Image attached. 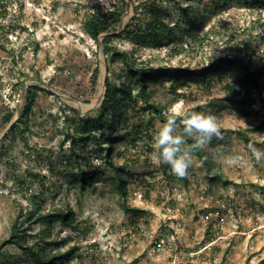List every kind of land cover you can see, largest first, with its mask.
<instances>
[{
    "label": "rangeland",
    "instance_id": "obj_1",
    "mask_svg": "<svg viewBox=\"0 0 264 264\" xmlns=\"http://www.w3.org/2000/svg\"><path fill=\"white\" fill-rule=\"evenodd\" d=\"M147 1L0 0V116L13 110L17 123L30 106L26 124L0 131V264H34L5 244L22 231L27 244L41 231L48 235L41 244L47 254L75 246L76 256L65 264H264V159L256 162L247 151L249 143L264 148V72L244 105L238 102L246 91L230 90L237 79L225 71L211 73L208 84L164 75L148 83L147 103L133 91L120 123L106 129L104 139L94 129L85 142L72 143L80 117H98L104 79L129 83L128 66L204 69L234 56L264 62V10L243 0H164L169 27L158 33L172 35L156 45L123 31L130 23L142 25L144 34L152 29L143 11ZM112 3L122 15L105 46V34L95 42L83 23ZM187 4L199 30L171 26ZM30 87L33 99L25 102ZM173 109L207 110L221 131L195 153L185 177L158 159L152 140ZM74 154L87 161L76 163ZM109 160L119 167L124 197L110 183ZM78 170L97 176L81 188L72 177ZM33 195L39 196L35 203ZM67 208L78 230L58 218L32 222L34 212Z\"/></svg>",
    "mask_w": 264,
    "mask_h": 264
},
{
    "label": "trees",
    "instance_id": "obj_2",
    "mask_svg": "<svg viewBox=\"0 0 264 264\" xmlns=\"http://www.w3.org/2000/svg\"><path fill=\"white\" fill-rule=\"evenodd\" d=\"M249 4L250 7L255 9L264 10V0H243ZM164 0H149L143 4V11L145 14L149 15L151 20L149 22V27L152 29L147 31V33H143L141 28L142 25L139 23L135 25H131V23L123 29L124 33L127 35L134 34L136 41L145 43V44H162L165 39L172 35V33H158V31L163 28H167L168 23L164 22V18L170 15V12L166 6H164ZM193 5L187 4L184 7L180 8V13L176 19V21L171 26H176L177 24L190 26L193 29H200L201 22H198L197 19L190 17L194 14L192 10ZM214 6L219 8V2L216 1ZM122 11L115 4L105 9V10H97L95 12L90 13L84 23L83 27L87 35L93 39L95 42L98 41V37L101 34H105L102 43L108 44L111 39V35L109 34L115 26L119 23L121 19ZM136 26L135 28H133ZM134 29V30H133ZM105 54L108 52V47H103ZM227 72L229 76L234 77L236 83L230 84V90L236 89V92H241V90L246 91V94L243 95L238 102L240 105H244L245 103H250L249 93L253 90H257L259 88V78L261 74L264 72V62L261 65H253L251 61L244 60L240 56L234 57H223L213 61L207 68L204 69H189L188 67L183 68H158L154 69L153 67L148 68H133L128 66L127 75L132 78L129 83H122L120 85H114L110 83L109 80L105 82V93L103 97V101L98 110V117L93 116H81L80 121L83 123L82 127L78 125L75 127V133L78 137L72 138V143L75 142H85L91 136V132L94 129H97L101 133L99 134V138H105L106 129H112L114 125L119 124L123 113L126 111L127 102L131 101L133 98V91L137 90L139 93V98H142L145 103H147L146 96L147 93V85L149 82L158 80L160 77L164 75L170 76L175 81L185 80L194 81L196 83L208 84L210 83L209 75L219 74L221 72ZM97 74V69L93 70V76L95 77ZM182 82V81H180ZM183 84V83H182ZM33 89L36 88L35 85L32 86ZM25 102L31 101L33 99L32 89L28 88L27 94L25 96ZM216 107L219 105L221 108H235L238 112L244 113L243 109H238L231 105H225L224 103L214 104ZM149 108L153 109L155 113L161 115V108L150 104ZM24 113H22L17 121L12 125L11 131L16 128L18 123L24 125L26 124V119L23 117L30 111V106L25 105L23 108ZM108 115V117H107ZM13 117V110H7L4 114L0 116V131L10 123ZM98 118V119H97ZM89 135V136H88ZM8 135H5L3 138H7ZM191 142V141H189ZM109 146V145H108ZM113 146L110 145L108 147L109 151L112 152ZM200 155V151H197ZM108 156V155H107ZM87 161V159L80 154H74V160L76 163L79 160ZM108 164L113 168L114 175L110 177V183L114 190L121 195L122 197L126 194V185L124 180L122 179L121 173L119 171V167L115 165L112 161H108ZM97 176L96 171L83 172L78 170L76 173L72 175L75 178L76 182L84 188L86 185L90 184L95 177ZM38 195H33L32 199L34 203L38 199ZM38 210V209H37ZM134 210V209H133ZM33 219L32 222L36 223L40 220H47L51 222L52 218H58L62 223L67 224L73 230H78L79 225L75 220L74 212L69 210L68 208L56 209L53 213H48L46 215H42L39 212L32 213ZM48 235H45L43 231L39 233V238L33 244L25 243V231H22L20 234H13L5 244H14L21 250H23L26 254L31 256L32 262L34 264H65L71 261L76 256L77 248L75 246L68 247L62 253H45V247H42L41 244H44L45 238ZM49 243H46V245Z\"/></svg>",
    "mask_w": 264,
    "mask_h": 264
},
{
    "label": "clouds",
    "instance_id": "obj_3",
    "mask_svg": "<svg viewBox=\"0 0 264 264\" xmlns=\"http://www.w3.org/2000/svg\"><path fill=\"white\" fill-rule=\"evenodd\" d=\"M220 136L217 117L211 112H178L173 109L152 140L158 150V159L169 165L176 176L185 177L194 162L195 153L205 149L214 138ZM247 151L256 162L264 159V148H258L254 143L247 145ZM237 159L240 157H229L228 162Z\"/></svg>",
    "mask_w": 264,
    "mask_h": 264
},
{
    "label": "water",
    "instance_id": "obj_4",
    "mask_svg": "<svg viewBox=\"0 0 264 264\" xmlns=\"http://www.w3.org/2000/svg\"><path fill=\"white\" fill-rule=\"evenodd\" d=\"M106 82V79H104V83ZM15 122V120L11 121L8 125V129H10V127L12 126V124ZM7 129V130H8ZM6 133V131L3 133V135Z\"/></svg>",
    "mask_w": 264,
    "mask_h": 264
},
{
    "label": "built area",
    "instance_id": "obj_5",
    "mask_svg": "<svg viewBox=\"0 0 264 264\" xmlns=\"http://www.w3.org/2000/svg\"><path fill=\"white\" fill-rule=\"evenodd\" d=\"M218 214V213H217Z\"/></svg>",
    "mask_w": 264,
    "mask_h": 264
}]
</instances>
